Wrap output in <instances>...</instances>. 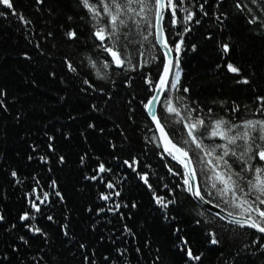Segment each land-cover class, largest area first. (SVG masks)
<instances>
[{
	"label": "trees",
	"instance_id": "16d2710c",
	"mask_svg": "<svg viewBox=\"0 0 264 264\" xmlns=\"http://www.w3.org/2000/svg\"><path fill=\"white\" fill-rule=\"evenodd\" d=\"M10 3L0 4V264H264V237L194 202L184 167L162 151L147 116L145 105L164 64L154 0L146 19L121 17L128 26L103 42L81 0ZM90 3L101 12L97 26L107 24L100 0ZM173 3L177 24L168 6L163 20L173 73L158 119L188 152L202 197L241 217L231 195L222 197L221 186L212 187L206 161L215 166V159L190 142L184 125L264 120V0ZM183 9L192 13L190 22L184 23ZM105 46L115 47L123 66L115 67ZM228 64L239 73L229 72ZM176 71L179 84L172 89ZM167 99L179 117L166 111ZM201 142L206 150L225 143ZM225 159L241 172L239 159ZM251 164L264 162L255 158ZM253 174L234 178L247 191ZM189 250L199 259L189 258Z\"/></svg>",
	"mask_w": 264,
	"mask_h": 264
},
{
	"label": "snow or ice",
	"instance_id": "6c2138e0",
	"mask_svg": "<svg viewBox=\"0 0 264 264\" xmlns=\"http://www.w3.org/2000/svg\"><path fill=\"white\" fill-rule=\"evenodd\" d=\"M37 2H41V0H37ZM100 2L103 4V15L108 17L107 24L103 26H97L100 24L101 12L97 10L96 6L90 3V0H81L82 5L88 10L92 18L97 21V24L93 25L96 28L94 35L101 42L106 39H110L113 35H116L120 27L128 26L126 20L122 19L121 17L134 13L141 19H146L147 13L152 11V0H109L108 3H105V0H100ZM183 2L184 0H180V4H183ZM0 4H3L9 8L12 7L10 0H0ZM133 4L139 6L138 11L132 8ZM154 5L155 16L157 21H159L163 19L164 4L162 0H154ZM167 6L173 9V18L171 22L175 26L177 24V20L175 19V9L178 7V5L174 4L173 0H167ZM237 7H240V5H237ZM183 11L188 12L187 9H183ZM192 18V13L188 12V14L184 17V23L190 22ZM252 22L253 20L249 21V23ZM197 23H199V21H197ZM158 31H162L159 29V26ZM185 31H188V29L185 28ZM67 35L69 38H73L75 33L69 32ZM180 35L182 36V33H180ZM144 39H147V36H145ZM157 39L159 42V37ZM182 43L183 39L176 43L175 50L177 53H179ZM163 46L168 50L169 53L172 51L168 48V44L166 42ZM104 51L109 53V55L112 57V61L117 67L123 66L125 59L121 58V54L115 50L114 46H105ZM223 51L227 53L229 51V46L223 45ZM104 66L108 67V64L106 63ZM69 67L71 69V66ZM175 67L177 69L179 68L178 56ZM171 68V61L164 65V74L160 77L159 81V91H163L164 87L168 85V73L171 71ZM227 69L229 72L239 73V69L232 64H228ZM179 79L180 72L176 71L175 76L170 84L172 89L177 88ZM242 82L248 83L246 79ZM183 91L187 93L189 89L184 88ZM2 94L3 93H0V95ZM157 99V96L152 97L145 107L150 109V106L155 101H157ZM165 107L169 114H174L177 117L181 115L180 111L173 106V101L171 99L166 100ZM233 111H236V109H233ZM257 111H261V109L258 108ZM209 112H211V110H209ZM149 114L152 116L153 122L161 132V136L163 137L165 143V150L169 155L172 156L173 159L178 160V162L184 165L186 169V176H191L192 179H195V173L188 170L189 166L192 164V160L188 158V152L181 147H177L174 143H172V141L168 139L155 113L149 111ZM184 127L188 130L190 142L194 144L201 152L205 153L206 157H213L215 159V166H213V161L211 159L206 161L209 169L212 172V176L210 177V179L214 181L212 183V187L217 188V185H220L221 187L218 189L219 194L222 197L228 196L230 194L233 206L241 209V219H235L233 220V223L241 227L246 225L248 228L255 229L257 232L264 234V209H261V207L258 206L264 205V164L255 167L251 164V161L255 158H258L259 161L264 162V120H248L244 121L242 124H230V122L220 119L212 122L210 126H206L203 119H196L193 123L185 124ZM202 128L204 130L200 131ZM237 128H242L243 131L236 132L234 135H229V133H233ZM197 132H199V137L195 135ZM253 133H257V135L254 136ZM205 137L208 139L218 138L222 141H225V143L212 146L210 150H206L201 142ZM238 141H242V143H238ZM257 141L261 143H258ZM217 149H222V151L217 152ZM229 156L236 157L242 162L244 167L241 168V172L252 171L254 173L252 178L247 179L246 181L248 185L247 191L241 187L239 180L234 178L239 177L240 180L245 179V177L241 175V172L232 171L231 163L229 160L225 159ZM217 169L222 170L218 171ZM99 171H105L103 165L100 166ZM15 175V172H13V176ZM184 183L189 185V180L187 178L184 179ZM108 187L111 188L112 185L109 184ZM188 191L191 192L194 197L203 200L200 191H193L191 185H189ZM238 192L241 193V195L238 196ZM118 194L119 193H117V195ZM249 196H253V199H248ZM103 198L107 199V197ZM45 199H47V197H45ZM41 202L43 203V201ZM157 203L162 204V206L165 208L167 207V204H164L162 200H157ZM225 203H229V201L226 200ZM33 207L36 208L37 212L40 211V209L36 207L35 204ZM28 218L29 217L27 215L21 217L22 220H27ZM49 219H51V217H49ZM36 231L39 232L40 230L36 229ZM212 243L216 244L218 241L213 239ZM81 247H83V245ZM188 256L192 259H199L198 256L193 257L190 250L188 251Z\"/></svg>",
	"mask_w": 264,
	"mask_h": 264
},
{
	"label": "water",
	"instance_id": "95a60500",
	"mask_svg": "<svg viewBox=\"0 0 264 264\" xmlns=\"http://www.w3.org/2000/svg\"><path fill=\"white\" fill-rule=\"evenodd\" d=\"M162 2L164 4V7H163V19L157 21V18L155 16L154 32H155V40H156L157 46H158L159 50L161 51V53L163 55V58H164V64H163V68H162L161 74H160V76L158 78V81L156 83V86H155V89H154V92H153V95H152V97L157 96L158 99H157V101H155L150 106V109L146 108V113H147V116H148L150 122L152 123V125L154 127V130L156 132L157 139H158V142H159V144H160V146L162 148V151L165 154H168V152L165 150V143H164L163 137L161 136V132L156 127V124L153 122L152 116L149 114V111H151L152 113H155L156 116H157V119H158L159 106H160V104H161V102H162V100H163V98H164V96H165V94L167 92V89H168V86H169V83H170V79H171V73H172L173 63H174L172 51L169 53L168 50L165 49L164 46H163L165 42L167 43L166 35H165V32H164V26H163V20H164V17L166 15V11H167V0H162ZM158 26H159V29H161L162 31H158ZM158 37H159V42H158V39H157ZM168 48L170 49L169 45H168ZM111 59H112V57H111ZM169 61L172 62L171 71L168 73V81H169V83H168V85H166L164 87L163 91H159V81H160V77L164 74V65L166 63H168ZM114 65H115V63H114ZM115 67L116 68H120V67H117L116 65H115ZM152 97H151V99H152ZM164 133L167 135L168 139L170 141H172L165 130H164ZM172 143H174V142L172 141ZM177 147H179V146H177ZM188 158L190 159L189 155H188ZM182 166L184 167L183 164H182ZM184 169H185V167H184ZM188 170L193 171L195 173V169H194L193 164H191L189 166V169ZM185 172H186V169H185ZM187 179L189 180V185H191L193 191H196V190H199L200 191L199 185H198V180H197V177H196V173H195V179H192L191 176H187ZM190 194H191L194 202L198 206H200L204 211L210 213L211 215L217 217L218 219H220V220H222V221H224L226 223L233 224V225H237V224H234L233 223V220H235V219H241V217L234 216V215H230L229 213L225 212L224 210L220 209L219 207H217V206L213 205L212 203L208 202L204 198H203V200H201L199 198L194 197L191 192H190ZM244 227H247V226L245 225ZM250 229L253 230V231H255L256 233H258L262 237H264V234L257 232L255 229H252V228H250Z\"/></svg>",
	"mask_w": 264,
	"mask_h": 264
},
{
	"label": "rangeland",
	"instance_id": "374dc122",
	"mask_svg": "<svg viewBox=\"0 0 264 264\" xmlns=\"http://www.w3.org/2000/svg\"><path fill=\"white\" fill-rule=\"evenodd\" d=\"M172 71H173V69H172ZM173 73V72H172ZM172 73H171V76H172Z\"/></svg>",
	"mask_w": 264,
	"mask_h": 264
}]
</instances>
